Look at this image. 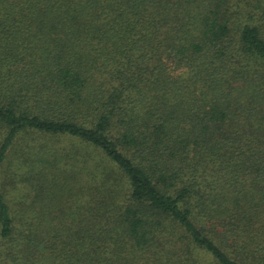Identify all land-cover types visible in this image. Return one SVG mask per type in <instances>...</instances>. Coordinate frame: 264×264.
Masks as SVG:
<instances>
[{
  "label": "trees",
  "instance_id": "16d2710c",
  "mask_svg": "<svg viewBox=\"0 0 264 264\" xmlns=\"http://www.w3.org/2000/svg\"><path fill=\"white\" fill-rule=\"evenodd\" d=\"M0 264H264V0H0Z\"/></svg>",
  "mask_w": 264,
  "mask_h": 264
}]
</instances>
